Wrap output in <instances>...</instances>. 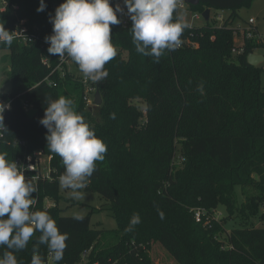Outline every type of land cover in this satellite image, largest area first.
Wrapping results in <instances>:
<instances>
[{
    "label": "trees",
    "instance_id": "trees-1",
    "mask_svg": "<svg viewBox=\"0 0 264 264\" xmlns=\"http://www.w3.org/2000/svg\"><path fill=\"white\" fill-rule=\"evenodd\" d=\"M0 1L4 27L20 31L25 21L28 36L35 38L27 44L21 39H13L11 45L0 42V49L10 52L4 61L9 59L11 65V91L0 96L12 100L4 116L8 131L0 138V152L15 162L38 151L52 157L49 178H26L37 189L32 210L47 211L68 234L63 259L55 264H77L89 248L86 264H154V244L175 264H264V199L245 191H264L262 70L247 61L250 54L264 50V43L246 40L243 53H232L239 10L256 0H202L190 6L193 13L203 15L210 9L226 16L220 25L211 14L199 26L186 22L183 46L164 50L158 59L136 51L132 20L124 25L118 14L121 23L111 26L117 54L104 66L108 75L100 81L90 79L101 94L100 106L87 105L85 74L78 65L65 55L73 71L67 64L55 71L60 58L42 44L52 34L49 17L63 0H44L47 7L41 12L40 0ZM177 16L178 9L173 19ZM61 95L73 101L75 111L107 145L85 187L106 200L117 225L114 231L92 229L91 215L77 219L55 206L46 208V198L57 199L65 168L62 158L47 149V129L39 121L46 97L55 100ZM237 187L243 189V202ZM221 207L226 218L216 219ZM197 210L203 211L199 223ZM238 211L247 223L232 220ZM134 213L141 222L125 231ZM252 218L262 226L250 225ZM232 222L239 227L227 230ZM40 235L35 231L27 246L13 253L18 264H32L34 254L47 263L50 250L39 244ZM5 251L11 250L0 246V256Z\"/></svg>",
    "mask_w": 264,
    "mask_h": 264
},
{
    "label": "clouds",
    "instance_id": "clouds-1",
    "mask_svg": "<svg viewBox=\"0 0 264 264\" xmlns=\"http://www.w3.org/2000/svg\"><path fill=\"white\" fill-rule=\"evenodd\" d=\"M181 4L182 0H123L132 20L130 30L138 53L158 59L164 50L175 51L181 45L188 24L181 16L173 19ZM46 7L44 0H40L37 11ZM124 12L119 3L113 7L111 0H63L54 16L49 17L53 27L52 34L45 37L48 53L59 58L67 55L85 76L93 81L102 80L108 75L105 64L117 54L111 26L121 23L118 14ZM12 33L0 20V42L11 45ZM199 90H203V85ZM46 102L39 123L47 129V149L62 158L65 170L59 183L79 198L78 190L86 186L96 162L104 159L107 145L75 111L71 99L61 95L55 100L46 97ZM10 108V102L0 100V134L8 131L4 113ZM36 191L24 168L9 160L7 153L0 152V246L11 250L0 256V264H18L13 253L23 250L35 231L41 233L38 242L48 246L54 260L63 259L68 234L60 231L47 211L32 210ZM160 215L163 218V213ZM140 222L139 214L134 213L125 231H132ZM32 264H42L41 257L34 254Z\"/></svg>",
    "mask_w": 264,
    "mask_h": 264
},
{
    "label": "rangeland",
    "instance_id": "rangeland-1",
    "mask_svg": "<svg viewBox=\"0 0 264 264\" xmlns=\"http://www.w3.org/2000/svg\"><path fill=\"white\" fill-rule=\"evenodd\" d=\"M1 2V1H0ZM2 3V2H1ZM3 3L1 4V8H3ZM180 16L183 17L185 22L199 26L204 22L200 20L192 19V14L187 12H181ZM211 16L218 20V24L223 23V19L226 14H222V12H215L212 10ZM255 21L254 28L257 30V34L264 38V0H256L252 2L248 7H242L239 10V18L234 22L233 28L236 26H240L241 29L248 28V22L250 20ZM236 42L241 45L240 37H235ZM8 50L0 49V94H8L11 91V84L9 80L8 73L10 71L11 65L9 59L4 61V58L9 56ZM256 54H260L264 56V50H258L255 52ZM69 69L73 71L72 64L69 63ZM261 67V82L264 87V61L260 64ZM44 161H47V158H44ZM242 188L237 187L236 191L238 194V198L243 202V196L241 195ZM80 193L79 198H76L72 195V190L63 187L59 183V189H57V199L52 200L50 198H46V203L53 204L57 209L63 210V215L66 217H85L91 215V228L105 231H114L117 228L116 222L110 217L109 212L107 210V202L104 198H102L94 189L86 188L78 190ZM245 191L248 192L249 195H253L260 199H264V191L259 189H252L250 187H246ZM261 211V210H260ZM226 212L224 208H218L215 212L216 219H225ZM244 215L241 212H235L232 216V220L248 221L246 218L243 220ZM238 222H232L227 225V230H231L233 228L239 227ZM249 224H254L256 226H262L258 219H250ZM91 249L84 250L82 253V257L79 260V264H86L87 259L90 255ZM85 256V257H84ZM152 256L155 261L154 264H175L173 262L172 257L159 245L154 244L152 248ZM49 264H55L54 262H49Z\"/></svg>",
    "mask_w": 264,
    "mask_h": 264
},
{
    "label": "built area",
    "instance_id": "built-area-1",
    "mask_svg": "<svg viewBox=\"0 0 264 264\" xmlns=\"http://www.w3.org/2000/svg\"><path fill=\"white\" fill-rule=\"evenodd\" d=\"M112 6L115 7V4L119 3L121 5V7L125 8V12L124 14H120L123 24L127 25L128 22L131 20L130 16L127 14V9L126 7L123 5V0H111ZM189 7L190 5H188L187 3H185L184 0H182V4L177 8L179 13L181 12H187V13H191L192 14V19L195 20H203V17L201 14L199 13H193L191 11H189ZM1 11H5V8H1ZM222 14L224 15V12H222ZM185 22V20H183ZM190 26H193V24L188 23ZM248 28L247 29H241L240 26H236L234 28V42H235V47L232 50L233 54H241L243 53V45L244 42L246 40H259L261 42L264 43V38L260 37L257 34V30H255L254 25H255V21L254 20H250L248 22ZM14 33H12L13 39H21V41L25 44L27 43H31L34 41V37L33 36H28L27 34V29L25 27V21L21 22V28L20 31L18 29V27H16V29L13 31ZM239 36L240 40H241V45H239L236 42L235 37ZM42 44L44 47H49V44L46 41H42ZM186 45L197 47V44H193V43H186ZM183 46V44H181L178 48H181ZM43 62L46 63L45 60H43ZM64 64L69 65V61L67 59V57H62L60 58V63L57 66L56 70H63V66ZM82 83L85 86V101L87 103V105H92L94 102L93 100V96L96 93V87L92 84L90 78H88L87 76H83L82 77ZM0 100L5 101L3 98H1L0 96ZM5 102H10L12 104V100L10 101H5ZM25 108L29 109V106L27 104H25ZM11 109V108H10ZM10 110H6L4 113V116L6 114V112H8ZM3 137V133L0 134V138ZM44 158H47V161H44ZM52 157H47L45 156V154L42 151H38L36 152L33 156H28L26 158H22V159H18L16 161V163L18 164V166H21L22 168H24L25 170V175L27 177L28 174H32L33 175V181L37 182L41 176H43V178H49V174H50V161H51ZM54 205L50 204V203H46V208H52ZM202 215H203V211L197 210L195 212V219L196 221L199 223L201 222L202 219ZM85 257V256H84ZM47 263L49 264V262H53L54 261V254L49 251L48 255H47ZM79 264V263H77Z\"/></svg>",
    "mask_w": 264,
    "mask_h": 264
},
{
    "label": "water",
    "instance_id": "water-1",
    "mask_svg": "<svg viewBox=\"0 0 264 264\" xmlns=\"http://www.w3.org/2000/svg\"><path fill=\"white\" fill-rule=\"evenodd\" d=\"M184 1L188 5L195 7V6H198L202 0H184ZM210 14H211L210 9H207L204 11L202 17L206 22L209 21ZM247 61L249 65L253 67H257L264 61V56L253 53L248 56ZM94 103H95V106H100L102 104V97L99 91H96L94 95Z\"/></svg>",
    "mask_w": 264,
    "mask_h": 264
}]
</instances>
